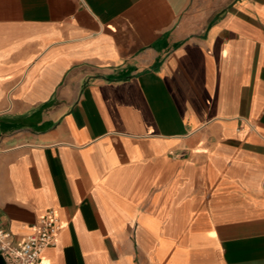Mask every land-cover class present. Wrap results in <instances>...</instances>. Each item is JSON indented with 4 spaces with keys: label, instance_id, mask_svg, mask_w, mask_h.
<instances>
[{
    "label": "crops",
    "instance_id": "1",
    "mask_svg": "<svg viewBox=\"0 0 264 264\" xmlns=\"http://www.w3.org/2000/svg\"><path fill=\"white\" fill-rule=\"evenodd\" d=\"M49 210L41 264H264V0H0V220Z\"/></svg>",
    "mask_w": 264,
    "mask_h": 264
},
{
    "label": "built area",
    "instance_id": "2",
    "mask_svg": "<svg viewBox=\"0 0 264 264\" xmlns=\"http://www.w3.org/2000/svg\"><path fill=\"white\" fill-rule=\"evenodd\" d=\"M31 227V232L16 242L13 232L0 220V253L8 264H41V254L56 243L61 223L57 214L49 210Z\"/></svg>",
    "mask_w": 264,
    "mask_h": 264
}]
</instances>
